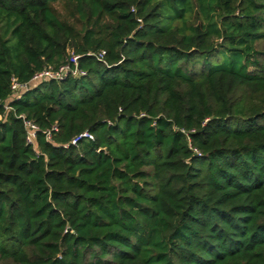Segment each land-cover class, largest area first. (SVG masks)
<instances>
[{
	"label": "trees",
	"instance_id": "1",
	"mask_svg": "<svg viewBox=\"0 0 264 264\" xmlns=\"http://www.w3.org/2000/svg\"><path fill=\"white\" fill-rule=\"evenodd\" d=\"M260 42L264 0H0V261L264 264Z\"/></svg>",
	"mask_w": 264,
	"mask_h": 264
},
{
	"label": "built area",
	"instance_id": "2",
	"mask_svg": "<svg viewBox=\"0 0 264 264\" xmlns=\"http://www.w3.org/2000/svg\"><path fill=\"white\" fill-rule=\"evenodd\" d=\"M105 50H101L97 52V57L100 60H103L105 57ZM80 57L81 55L75 53L74 51H70L69 57L66 61L59 66L55 67L53 65H49L39 71H36L29 81L22 82L16 76H12L11 78V90L13 93L14 99H19L24 92L29 90L33 85L40 83L42 81L47 80H55V81H63L68 77H82L87 75V70L80 66ZM1 103V99H0ZM5 108L9 110L11 107L7 104ZM23 119L24 125L27 129L26 140L30 144H34L37 132L39 131V127L32 120L27 119L24 115H20ZM1 118V115H0ZM58 128L56 125L52 127L53 131H56ZM47 131V139L52 140L51 131ZM86 137L92 139L93 136L89 132H83L72 140L73 144H76L77 141Z\"/></svg>",
	"mask_w": 264,
	"mask_h": 264
},
{
	"label": "rangeland",
	"instance_id": "3",
	"mask_svg": "<svg viewBox=\"0 0 264 264\" xmlns=\"http://www.w3.org/2000/svg\"><path fill=\"white\" fill-rule=\"evenodd\" d=\"M56 7L58 8V10H59L60 12H63V8H62L61 5H56ZM79 25H80V23H79ZM263 47H264V42H260V43L258 44V48H263ZM0 264H8V263H6V262H4V261H0Z\"/></svg>",
	"mask_w": 264,
	"mask_h": 264
}]
</instances>
